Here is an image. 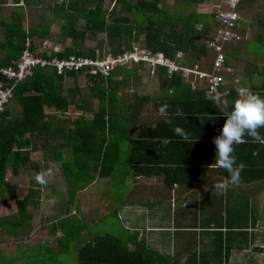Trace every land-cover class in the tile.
<instances>
[{
	"label": "trees",
	"instance_id": "1",
	"mask_svg": "<svg viewBox=\"0 0 264 264\" xmlns=\"http://www.w3.org/2000/svg\"><path fill=\"white\" fill-rule=\"evenodd\" d=\"M8 1L0 0V6ZM50 1L53 4L54 0ZM254 1L241 0L240 11L245 6L252 7ZM41 2L47 0H11L15 9L0 15V70L15 66L25 51L45 59L75 55L103 60L131 51L136 44L190 68L198 67L201 59L213 57L209 42L215 38L219 23L215 14L198 11L199 6L206 9L209 0H175L172 8L168 0H62L48 7L50 16L42 23L27 27L21 3L32 12L33 5ZM107 2L119 5L122 13L107 10ZM56 22L60 26L55 35ZM240 25L243 28L238 30V38L225 48V66L229 68L236 58L235 51L245 42L241 32L253 21L242 20ZM258 35L259 40L263 35ZM54 38V46L47 48L46 43ZM89 41L95 42V47L87 48ZM39 44L42 49L36 52ZM245 44L249 49L253 47L252 42ZM56 46L61 50H56ZM180 53L182 56L178 57ZM145 67L143 63L120 66L108 76L76 71L58 74L52 68H37L31 77L15 85L0 72V82L5 87L14 85L12 97L0 111V204L11 201L16 206L15 213L0 216V236L26 239L37 232L54 237L56 244L39 240L29 248L16 247L9 252L0 248V264H178L124 225L118 228V234L97 233L96 227L109 217L121 223L119 211L126 192L140 177L161 181V187L154 185V189L144 185L154 198L164 194L161 188L171 196L175 185L182 192L197 196L210 185L204 180L209 172L217 173L228 183L226 170L215 164L212 140L231 110V104L222 101L235 99L241 86L223 84L221 96L216 98L207 93L206 85L192 86L184 81L181 72L170 74L167 67L158 66L149 71L157 75L159 91L125 99L123 91L131 87L130 81ZM252 93L264 96V88L255 87ZM148 105L161 116L154 123L140 118ZM164 105L167 108L161 112ZM72 107L79 112L74 117L70 116ZM178 110L182 115H177ZM177 125L189 134L187 141L174 133ZM257 133L256 138L245 136L244 142L234 146L237 164L244 165L240 183L264 181V127ZM164 138L169 139L168 144L162 142ZM38 151L48 163L57 165L66 190L60 192L63 197L57 213L46 217L51 225L45 223L34 230L32 209L40 207L41 188H30L20 198L17 183L8 181L7 175L39 174V164L32 161V154ZM101 181L109 194L117 197V203L113 209L107 205L105 209L93 208L91 211L101 216H91L92 222L87 223L82 218L86 212L79 202L80 193ZM117 191L123 192L115 196ZM52 194L56 192L52 190ZM233 194L218 199L213 194V200L202 194L201 208L194 218L197 225L201 222L202 230L220 236L213 248H225L228 254L235 245L236 232L248 240L249 221L256 220L247 207L243 211L232 205L237 197ZM182 196L177 195L179 199ZM222 226H226L225 234L220 231ZM78 241L84 242L73 249L71 243Z\"/></svg>",
	"mask_w": 264,
	"mask_h": 264
},
{
	"label": "crops",
	"instance_id": "2",
	"mask_svg": "<svg viewBox=\"0 0 264 264\" xmlns=\"http://www.w3.org/2000/svg\"><path fill=\"white\" fill-rule=\"evenodd\" d=\"M249 10L251 14H246ZM242 11L248 20L253 21V25L241 32L242 40L245 42L235 51L236 58L232 60L231 65L235 72H225L223 86L228 87L231 84H239L241 90L247 93L252 92L255 87L264 88V0H255L252 7L245 6ZM242 28L241 25L239 30L241 31ZM259 33L263 36L259 37L258 40ZM254 41H259V43ZM247 42H252L255 45L252 47V51L245 44ZM205 60L201 59L199 62ZM199 69L203 70L202 68ZM197 77L196 75L184 76V81L192 86L205 85V81ZM130 84L131 87L129 86L128 89L123 91L125 99L132 98L134 94L152 95L160 89L157 75L151 73L147 67L144 71L140 70L138 76L132 79ZM160 117V114L156 113L150 105L140 115L141 120L153 123ZM204 180H208L210 185L202 188L197 196L188 191L182 192L175 185L171 196L165 194L164 189L161 188L164 194L154 200L155 198L149 196L148 192L145 191L144 185L148 186L149 189H154L152 187L154 185L161 187V181L158 178L145 179L140 177L137 179L136 185L133 183L131 189L129 188L126 192L119 211L120 218L122 216L124 223H129V226L125 223L126 227L137 231L141 238L147 240L148 244L149 241L153 242L156 249L168 255L178 264H264V237L262 236L264 224L261 225V220L258 217L260 207L257 206V198L260 199L259 197L264 193V181L248 184L243 180L236 185H229L225 179L215 172H209ZM219 183H224L226 186L223 188L215 187ZM234 192L235 195L233 194V196H237L236 199L239 200L238 204L235 205L243 211L247 207L249 211L254 213L256 220L251 219L249 221L248 240H245L244 235L240 234L239 231L236 232L239 236L236 235L235 245L228 254V250L225 248H223V251H217L218 249L213 248L212 245L215 241L219 243L220 236H214V234L202 230L201 222L197 225L194 218L196 213L200 211L202 194L204 196L205 194L209 195V199L214 198L217 194L218 199ZM180 194L183 195L181 199L177 197ZM143 206L152 207L153 224H151L152 222L149 224L141 222L143 221L141 219H147L146 214L143 215ZM132 223L135 224L132 225ZM222 227L220 231L225 234L227 232L226 226Z\"/></svg>",
	"mask_w": 264,
	"mask_h": 264
},
{
	"label": "rangeland",
	"instance_id": "3",
	"mask_svg": "<svg viewBox=\"0 0 264 264\" xmlns=\"http://www.w3.org/2000/svg\"><path fill=\"white\" fill-rule=\"evenodd\" d=\"M10 1L11 0L8 1L7 5L0 6L2 8V10L0 11V15H4V14L8 13L10 10L15 9V6L13 4H11ZM60 2H62V0H54L53 4H51V1L49 2V0H47V3L41 2L39 4V6L33 5L32 12L28 11L29 8L27 7V5L25 3H21L22 6L24 7L26 26L27 27L36 26L38 23H42L44 18L50 16V12L48 11V7L53 6L54 3L60 4ZM174 2H175V0H168V6L172 8L174 6ZM105 8L109 11H111L112 9H115V12H117L119 14L122 13L120 11V6L115 4V3L107 2L105 5ZM208 10H210V9H207V7L205 9L204 6H201V7L199 6V8H198L199 12H201V11H204V12L207 11L208 12ZM241 13H243V12H241ZM246 14H251V11L249 10ZM243 20L249 21L247 19V16H245V15L243 16ZM59 26H60L59 22H56V24L53 26V33L55 35L59 31ZM2 38H3L2 34H0V39H2ZM54 41H56L55 38L51 39L49 42L46 43V47L52 48L54 46L52 42H54ZM67 44H70V42L68 41ZM136 46H137V44H136ZM252 46H255V45H252ZM86 47L87 48L95 47V42L89 41L86 44ZM55 48H56V50H61L60 46H56ZM41 49H42V46L39 44V45H37L35 51L39 52ZM250 50L252 51L253 48L250 47ZM1 55H2V53L0 51V56ZM211 59L212 58H208L205 61L197 63L198 67L202 68L206 72L210 71ZM70 110H71L70 116H72V117H74L76 114L79 113L78 111L74 110L73 107ZM32 161L33 162L35 161L39 164L40 173H42V172L48 173V176L46 177L47 182L45 184L41 185L40 183H38L35 180L34 175L31 177L30 175H28V173H24V172L21 173L20 176H18V177H13L11 175V172H9L7 175V179H8V181H11L13 183H17L18 192H19L18 195L20 198L24 197L28 193L30 188H36V187L41 188V191H40V201H41L40 207L32 209L33 214H34L33 215L34 216L33 226H35L34 230H38V228H41V226L45 223L47 225L48 224L51 225V222L45 221L46 217L49 215H53V214L57 213V207H60L62 204V197L63 196L60 192H64L66 190V187H65V183L63 181L62 175L58 171L57 165L54 163H48L46 156L43 155L41 151H38V152L32 154ZM50 185H53V186L50 187ZM130 189H131V186H130ZM52 190H54L56 192V194H52L54 197L51 195ZM123 190H124V187H123ZM128 190H129V188H128ZM263 191H264V189H263ZM122 192H120V191L115 192V196H117V194H122ZM260 193H262V192H260ZM80 195L82 198H80L79 202L84 204L82 210H84V212H86L85 214H83L84 216H82V218H84V220H86L87 223L92 222V220L90 219L91 216L94 218H98L101 216V215H99V213L92 212L91 210H93V208H99V209L104 208L105 209V206L107 205V206H111L113 209L114 204L117 203V201H116L117 197H114L112 194H109V189L107 191V188H106L105 184L102 183V181L100 183H98V182L94 183L87 190L81 192ZM47 196H49L50 199L49 198L46 199ZM259 198L260 199L257 198V204H258L257 206L260 207L259 212H258V217L261 220L260 221L262 223L261 225H263L264 224V193L261 194V196ZM154 200H156V198ZM238 202H239V200L237 201V199H236V202L234 200L232 202V205L233 204L237 205ZM124 207H126V206H124ZM143 209H144L143 215L146 214L147 219L144 220L145 218H143V219H141V220H143L141 222L149 224L152 222V216L154 215L153 212H151L152 207L150 208L149 206L148 207L143 206ZM15 212H16V206H15L14 202L7 201L4 204H0V216H2L4 214H13ZM74 212H75V209H72L71 213L73 214ZM80 216H81V214H80ZM120 221H121V223L118 221V219H115L113 217H109L105 221L101 222L100 225H97L95 232H97V233L111 232V233L118 234L120 232L118 230V228H120L123 225L129 226L128 222H125L126 223V225H125L122 216L120 218ZM134 224L135 223H132V225H134ZM151 224H153V222ZM149 232H151V231L149 230ZM34 233L35 234H32L33 236H29L26 239L24 237H22V238H7V237H1L0 236V248L3 249V251H5V252H9L10 250H14V249H16V247H19L21 249L29 248L30 245L32 244V242L39 241V240L43 244L48 243V244H51L54 246L56 245L54 237L52 238V237L40 236L41 235L40 233H37V232H34ZM262 233H263L262 236L264 237V231H262ZM84 241H81V242L78 241L76 243L72 242L71 243L72 248L74 247L73 249H76L77 247L81 246ZM149 244L152 247H155L153 242L149 241Z\"/></svg>",
	"mask_w": 264,
	"mask_h": 264
},
{
	"label": "built area",
	"instance_id": "4",
	"mask_svg": "<svg viewBox=\"0 0 264 264\" xmlns=\"http://www.w3.org/2000/svg\"><path fill=\"white\" fill-rule=\"evenodd\" d=\"M241 0H209L208 13L215 14L219 26L216 30L215 38L209 42V47L213 52L211 59V69L206 72L198 67L190 68L181 64L170 61L162 53L153 54L150 51L134 46L133 50L126 51L123 54L113 58L109 56L103 60L91 59L88 57H77L71 55L66 59L52 58L45 59L36 53L25 51L15 66L2 68L0 72L9 80L15 83L21 82L31 77L37 68H52L58 74L66 71L81 72L85 75H110L120 66L131 67L134 63H143L150 71H155L158 66L168 68L170 74L181 72L185 77L196 75L205 81L208 94H214L220 98V88L225 82V72L232 73L233 70L225 66V48L233 40L238 38V30L243 15L239 5ZM181 57L182 54H178ZM14 85L5 87L0 82V111L4 109L13 95Z\"/></svg>",
	"mask_w": 264,
	"mask_h": 264
},
{
	"label": "clouds",
	"instance_id": "5",
	"mask_svg": "<svg viewBox=\"0 0 264 264\" xmlns=\"http://www.w3.org/2000/svg\"><path fill=\"white\" fill-rule=\"evenodd\" d=\"M215 100V97H211ZM225 105L231 104V110L224 116V122L219 134L213 137L212 142L215 145V164L219 168H223L228 173V183L237 184L240 181V172L243 170V163L237 164L234 155L235 145L244 142L245 136L256 138L257 130L264 127V96H260L252 92H243L237 89L235 99L228 101L223 100ZM167 105L160 108L164 112ZM177 115H182L178 110ZM170 122V121H169ZM174 133L187 141L189 134L184 128L175 126ZM164 144L169 143L168 138L162 141ZM48 173L42 172L35 176V180L41 185L47 182ZM226 184L219 183L215 185L217 188H223Z\"/></svg>",
	"mask_w": 264,
	"mask_h": 264
}]
</instances>
